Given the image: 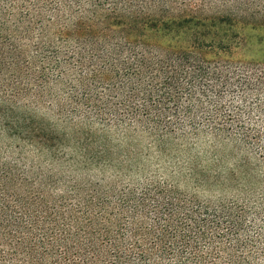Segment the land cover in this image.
Wrapping results in <instances>:
<instances>
[{
    "label": "trees",
    "instance_id": "obj_1",
    "mask_svg": "<svg viewBox=\"0 0 264 264\" xmlns=\"http://www.w3.org/2000/svg\"><path fill=\"white\" fill-rule=\"evenodd\" d=\"M254 22L264 0H0V264H264L263 178L185 166L205 139L264 176V65L219 31Z\"/></svg>",
    "mask_w": 264,
    "mask_h": 264
},
{
    "label": "rangeland",
    "instance_id": "obj_2",
    "mask_svg": "<svg viewBox=\"0 0 264 264\" xmlns=\"http://www.w3.org/2000/svg\"><path fill=\"white\" fill-rule=\"evenodd\" d=\"M260 23L262 22H254V25H256L255 29H249L248 25L246 26L238 25L235 27L228 26L227 29L219 30L223 35L227 37H234L239 34L240 38H244L246 40V48L239 52L241 55H238V51L236 52V56L238 58H246L247 60L258 62L264 65V28L260 26ZM216 153H215V151ZM232 148H222V147H213L212 144H207L206 140L203 139L195 148L192 149L193 154L198 155V160L195 166H191L190 164H186L187 169L195 168L198 173L194 176H202V178L205 179V176H208L210 178H223L226 176H241L245 178L248 176V178H254L260 179L264 176H258L256 173H244L238 168H236L239 160L243 158V154L237 155L235 159L232 157ZM216 154L215 156L213 155ZM246 156V155H245ZM151 159L150 162L146 163V166L151 169V171L156 170V162H152ZM58 170V168H57ZM232 170L235 171V175H232ZM57 172V171H56ZM206 172V173H205ZM154 174V173H153ZM153 174L149 173L147 175L142 174H134L132 176H154ZM84 176V175H79ZM93 176H102L101 174L93 175ZM108 176H112L111 174ZM185 185V184H184ZM254 190L257 193H263L264 190L256 184L254 186ZM203 198L209 197L214 198L215 196H226L227 194L226 190H223V188H211V189H201L198 192ZM230 195V194H229Z\"/></svg>",
    "mask_w": 264,
    "mask_h": 264
}]
</instances>
